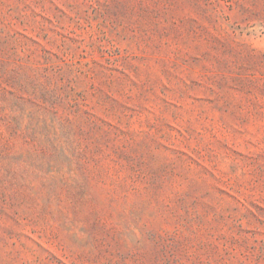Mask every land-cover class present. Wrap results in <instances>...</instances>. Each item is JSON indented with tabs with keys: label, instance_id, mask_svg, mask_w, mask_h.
<instances>
[{
	"label": "rangeland",
	"instance_id": "obj_1",
	"mask_svg": "<svg viewBox=\"0 0 264 264\" xmlns=\"http://www.w3.org/2000/svg\"><path fill=\"white\" fill-rule=\"evenodd\" d=\"M0 264H264V0H0Z\"/></svg>",
	"mask_w": 264,
	"mask_h": 264
}]
</instances>
